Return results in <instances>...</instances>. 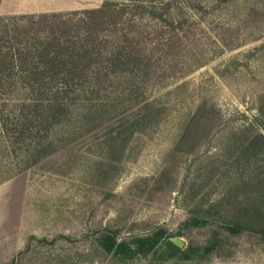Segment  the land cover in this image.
I'll use <instances>...</instances> for the list:
<instances>
[{
  "label": "rangeland",
  "instance_id": "rangeland-1",
  "mask_svg": "<svg viewBox=\"0 0 264 264\" xmlns=\"http://www.w3.org/2000/svg\"><path fill=\"white\" fill-rule=\"evenodd\" d=\"M107 1L130 8L119 27L133 17L146 30L140 48L160 64L148 94L163 112L113 153L111 126L92 129L83 121L90 104L74 105L52 134L57 151L0 183V264H264V235L232 234L196 213L243 176L249 194L264 191V139L238 158L264 134V0H0V17L78 11V21ZM140 3L177 30L148 12L134 17ZM203 104L212 120L200 130L211 126L210 136L177 151Z\"/></svg>",
  "mask_w": 264,
  "mask_h": 264
},
{
  "label": "trees",
  "instance_id": "trees-1",
  "mask_svg": "<svg viewBox=\"0 0 264 264\" xmlns=\"http://www.w3.org/2000/svg\"><path fill=\"white\" fill-rule=\"evenodd\" d=\"M117 6L107 1L80 13L85 16L78 21H74L78 11L0 17V183L57 151L54 129L69 119L81 100L90 104L83 116L86 125L111 126L107 135L113 153L115 141L127 142L158 122L163 107L150 98L148 89L160 64L143 54L146 30L133 17L126 27L118 26L130 8ZM132 12L141 18L148 12L169 31L178 28L174 19L143 3ZM173 38L171 34L169 42ZM205 109L206 104L201 105L187 123L177 151L189 143V153L196 149V135L201 138L204 124L212 120ZM259 110L264 113V97ZM211 131L210 126L202 137ZM261 139L264 134L259 133L248 145L241 144L238 158L244 160ZM249 188L243 176L230 189L231 195L207 206L198 204L196 213L224 222L232 234L248 230L264 235V206L255 201L264 198V191L252 196Z\"/></svg>",
  "mask_w": 264,
  "mask_h": 264
},
{
  "label": "crops",
  "instance_id": "crops-1",
  "mask_svg": "<svg viewBox=\"0 0 264 264\" xmlns=\"http://www.w3.org/2000/svg\"><path fill=\"white\" fill-rule=\"evenodd\" d=\"M38 1V0H37ZM40 3V5H41V2H39ZM23 5L24 6H26V4L25 3H23ZM40 5H38V3L37 4H35V5H32L33 7L32 8H35V9H32V11L31 12H34V11H36V10H38L37 8L40 6ZM40 7H42V6H40ZM34 10V11H33Z\"/></svg>",
  "mask_w": 264,
  "mask_h": 264
}]
</instances>
